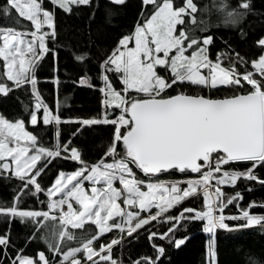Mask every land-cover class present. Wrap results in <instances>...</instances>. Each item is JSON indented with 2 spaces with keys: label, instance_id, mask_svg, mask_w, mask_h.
I'll return each mask as SVG.
<instances>
[{
  "label": "snow or ice",
  "instance_id": "1",
  "mask_svg": "<svg viewBox=\"0 0 264 264\" xmlns=\"http://www.w3.org/2000/svg\"><path fill=\"white\" fill-rule=\"evenodd\" d=\"M50 2L65 12H71L73 6H87L92 0ZM110 3L124 5L126 0H110ZM141 3L145 11L151 7L150 14L143 24L136 26L132 35L119 41L116 51L102 65L105 73L115 71L122 74L125 95L113 88L107 74L101 77L104 88L100 91L105 95V107L120 109V115L115 119H110L107 113L102 118L76 120H64L59 114H53L37 90L34 68L51 51L46 40L56 35L54 13L43 8V0H6L0 7V13L5 17H11L14 11L18 18L31 22L35 29L28 33L0 27V37L3 38L0 58L6 69L0 73V78L6 77V81L13 85L9 87L7 82H0V94L6 96L14 88L30 85L36 101V111L31 113L30 123L38 124L37 111L42 110L43 124L57 126L56 144L49 149L38 146L37 136L25 130L24 121L10 122L0 116V176L9 172L21 181L11 206L0 205V216L9 218L10 222L16 218L21 223L30 221L37 231L47 227V221L59 220L62 230L53 233L59 241L75 239L74 234L68 231L69 225L73 229H83L85 223L90 222L98 229L90 237L83 238L79 247L66 252L61 250L60 243H50L49 250L53 256L63 257L58 264H100L101 261L122 264L113 259L112 250L121 243L123 235L101 245L99 250L94 247V242L113 229L130 237L154 221L169 223L171 227L163 233L150 231L148 239L168 240L177 248L186 242L187 237L174 239V233L188 223L203 222L202 231L209 235L207 264H216L218 230L236 232L254 226L264 229V215H253L250 211L253 207L264 208V204L253 202L240 214L226 216L225 208L243 197L239 192L226 196L220 187L235 186L240 180L264 186V179L256 174L258 169L264 168V56L251 61L253 72L239 73L234 65L225 68L222 66L225 53L218 54L215 62L209 58L208 47L213 37H198L191 27L185 30L189 24L198 26L196 14L200 9L194 0H183L180 7L175 6L174 0H141ZM221 8L224 23L236 25L248 14L251 5L249 0H240L236 8L226 3ZM45 26L50 31H44ZM25 36L31 39L26 40ZM130 43L134 46L129 47ZM259 44L264 46V40H260ZM189 50L191 54L186 55ZM86 58V55L75 57L78 61ZM237 60L247 63L239 54ZM158 68L165 74L161 75ZM202 69H207V74ZM52 82L59 84L58 79ZM79 83L88 84V78H81ZM245 83L250 86L249 91L220 99L188 95L183 91L166 95L169 90L182 89L185 84L218 90L222 86L242 89ZM133 91L143 94V97L131 96ZM73 123L80 125L77 133L84 127L97 124L114 127L104 152V157L112 159L111 163L102 158L96 164L87 165L80 151L70 147V142L60 143L59 125ZM21 140L28 142L30 147L22 145ZM13 143L16 146H10ZM57 158L78 162L81 167L71 173L60 172L54 183L44 189L38 178ZM240 163L248 167L229 168V165ZM133 167L145 177L177 170L185 174L197 173L199 178L175 182H153L149 179L145 183V180L137 178ZM213 180L214 185L210 183ZM85 181L93 185L90 194L84 187ZM114 181H118L122 188L114 187ZM101 182L103 186L97 187ZM182 184L186 187H181ZM143 187L147 190H142ZM44 192L49 198V211L19 207L25 196L36 197ZM201 193L203 210L183 208L176 216L168 214L187 199L197 198ZM57 194L61 198L52 199ZM73 201L79 205V210L73 207ZM118 201L137 210L126 211ZM64 205L67 206L66 212L63 211ZM53 209H60L59 217L50 214ZM141 213L147 215L142 216ZM230 220L246 222L230 226L226 223ZM34 238L35 233L29 239ZM9 246L10 237L0 235V252ZM152 247L158 254L155 260L142 257L131 264H156L165 248L155 244ZM22 252L21 249L12 264H56L44 252H39L35 258L24 256ZM247 264H258V261L249 257Z\"/></svg>",
  "mask_w": 264,
  "mask_h": 264
},
{
  "label": "trees",
  "instance_id": "2",
  "mask_svg": "<svg viewBox=\"0 0 264 264\" xmlns=\"http://www.w3.org/2000/svg\"><path fill=\"white\" fill-rule=\"evenodd\" d=\"M183 0H174L175 6H182ZM200 11L196 14L198 26L187 25L194 29L193 34L203 38L213 37L212 44L208 47L209 58L215 62L220 53H225L222 65L229 68L234 65L239 73L253 72L251 61L257 60L264 53V46L259 41L264 38V0H249L251 9L236 25H226L221 8L223 4H229L236 8L240 0H194ZM6 0H0V7ZM44 7L54 13L55 37L46 40L49 53L39 60L34 68L37 79V90L45 104L53 114H59L62 119H90L102 118L104 116V94L100 89L104 85L102 77L103 62L113 54L119 46V41L124 36L134 33L138 24H142L151 12V7L145 11L141 0H126L124 5H115L110 0H92L87 6H73L71 12H65L50 0H44ZM142 12L144 15H142ZM19 20V22H17ZM0 27L14 28L16 31H33L31 22L18 18L13 11L11 17H5L0 13ZM180 26H178V29ZM200 29H203L202 31ZM191 52V50H189ZM237 54L247 63L237 60ZM86 55V59L78 61L76 56ZM1 63L3 59L0 58ZM109 81L116 88L121 87L120 74L108 72ZM87 77L89 83L81 85V78ZM259 79V75L257 74ZM58 79L59 84L52 81ZM9 87L12 82L8 81ZM90 85V86H89ZM250 86L245 83L244 88L228 89L220 87L208 89L185 84L182 89L169 90L166 95H174L177 91L187 94L205 95L210 98H221L234 94L245 93ZM131 96H134L132 93ZM136 97H143L139 95ZM35 98L31 92L30 85L14 88L8 95L0 94V116L9 120H22L27 130L37 136L38 146L51 149L56 144V125H44L42 122L43 111H37L38 124L30 123V115L35 109ZM111 114L109 118H115ZM79 124H61L60 143L70 142V147L77 148L81 158L87 165L96 164L104 157V152L111 141L114 131L112 125L97 124L84 127L77 133ZM73 133H77L73 135ZM42 166V165H40ZM81 165L66 159L57 158L52 160L44 173L38 178V182L44 189L49 188L60 172L71 173ZM247 164H233L229 168L244 169ZM143 174L140 170H138ZM264 179V168L258 169L256 173ZM144 175V174H143ZM195 174L188 172L180 173L177 170L162 172L157 177L171 179H183ZM21 185L14 176L5 172L0 176V205L11 206L14 192ZM226 196L241 193L243 199L228 205L224 215H238L242 209H249V205L264 204V186L257 182L240 180L235 186H221ZM251 189V191H248ZM48 196L46 192L36 197L25 196L19 207L24 210L48 211ZM43 201V203H41ZM204 199L201 193L197 198H189L177 208L170 210L169 215L176 216L183 208H194L203 210ZM253 215H264V208L253 207L250 209ZM58 217V216H57ZM246 221H226L230 226H237ZM47 227L39 231L30 222L21 223L19 218L9 220L0 216V235L10 237V246L0 252L2 264H12L22 249L24 256L35 258L39 252H44L50 261L61 260L62 256H53L49 250V244L60 243L62 251L79 247L82 239L90 237L98 232L95 225L86 222L83 229H73L67 226L68 231L74 234L75 239L59 241L54 238L53 233L61 229L59 220L47 221ZM203 222L194 221L179 228L174 233V239L187 237L186 242L179 248L168 240L155 239L150 241V231L165 232L171 224L154 221L144 229L138 230L132 236H124L120 244L115 245L112 257L122 264H131L132 261L142 257H157L153 244L163 246L164 254L156 261V264H207L206 246L209 235L202 231ZM35 233L34 239H29ZM117 232L112 231L104 234L94 247L99 249L101 245L108 244ZM252 257L258 264H264V229L254 226L236 232L217 231V258L216 264H247L248 258ZM95 259V258H94ZM98 259V258H97ZM67 264V263H66ZM100 264H105L101 261Z\"/></svg>",
  "mask_w": 264,
  "mask_h": 264
},
{
  "label": "rangeland",
  "instance_id": "3",
  "mask_svg": "<svg viewBox=\"0 0 264 264\" xmlns=\"http://www.w3.org/2000/svg\"><path fill=\"white\" fill-rule=\"evenodd\" d=\"M43 8L45 9V10H47V11H50L49 9H47V8H45L44 7V0H43ZM51 12V11H50ZM53 23H54V20H53ZM144 23V22H143ZM142 23V24H143ZM33 28H34V26H33ZM35 29H33V31H34ZM44 31H50V29H48L47 28V26H45V28H44ZM18 32H28V33H30L31 31H18ZM24 39H26V40H30L31 39V37L30 36H25L24 37ZM262 40H264V38L262 39ZM2 43H3V38L2 37H0V45H2ZM134 46V43H130L129 44V47H133ZM118 48V47H117ZM116 51V50H115ZM114 51V52H115ZM191 54V52H187L186 53V55H190ZM261 56H264V53L261 55ZM258 60V59H257ZM4 62L3 63H1V61H0V73H3V72H5L6 71V69L4 68ZM223 66V65H222ZM223 67H225V66H223ZM225 68H227V67H225ZM159 72H160V74L161 75H164L165 73L164 72H162V71H160V69L158 68L157 69ZM204 74H207V69H202L201 70ZM104 74H107V76H108V78H109V74L108 73H105L104 72V69H103V71H102V76L104 75ZM120 74V82H121V87L120 88H116V87H114V85L112 84V86H113V88L116 90V91H118V92H121V95H125V93L123 92V84H122V81H121V73H119ZM0 82H7V84H8V81H6V77H2V78H0ZM9 86V85H8ZM102 88H104V85H103V87ZM132 93L134 94V96L133 97H136V96H139V95H143V94H140V93H136L135 91H133V92H131L130 93V95H132ZM104 94V93H103ZM104 99H105V95H104ZM105 113H107L108 114V116H110L111 114H116V116H115V118L116 117H118L119 115H120V109H118V108H115L114 106L113 107H105V105H104V114ZM5 118V117H4ZM115 118H110V119H115ZM6 119V118H5ZM7 120H9V119H7ZM10 122H16V121H19V120H9ZM25 125V124H24ZM25 130L26 131H28L27 130V128H26V126H25ZM29 132V131H28ZM22 145H25V146H29L30 147V145H29V143L28 142H26V141H24V140H21V142H20ZM10 146H16L14 143L13 144H11ZM30 154H31V148H30ZM118 158V157H117ZM105 161L106 162H108V163H111L112 162V159L111 158H109V159H105ZM8 162L9 163H11V161H10V158H9V160H8ZM98 163V162H97ZM133 171L136 173V176H137V178L138 179H142V180H145V183H147V181L149 180V179H151L153 182H155L156 180H159V181H164V182H175V181H186V180H188V179H197V178H199V174H195L194 176L192 175V176H188V177H186V178H183V179H171V178H167V177H145L143 174H141L139 171H138V169H136L135 167H133ZM210 183H212L213 185L215 184V181L213 180V181H211ZM93 185H92V183L91 182H88V181H85L84 182V187H85V189H87V190H89V194H90V189H91V187H92ZM97 187H101V186H103V182H101L100 184H97L96 185ZM223 186V185H222ZM114 187H116V188H122V185L118 182V181H114ZM181 187H186V184H182L181 185ZM221 187V186H220ZM142 190H147V188L146 187H143L142 188ZM212 190H214V189H210V191H212ZM59 198H61L60 197V194H57V196L56 197H53L52 199H59ZM49 199V198H48ZM118 203H120L121 204V207L122 208H125V210L126 211H135V210H137V209H134V208H130V207H127V206H125V205H123V203H122V201H118ZM73 207L75 208V209H77V210H79V205H77L74 201H73ZM49 211V210H48ZM67 211V209L66 210H64V212H66ZM153 212H155V209H153ZM51 215H55V216H58L59 217V215L61 214V212H60V209H53V210H51V213H50ZM217 214H219V213H217ZM141 215L143 216V215H147V213H141ZM113 231H115V232H117V234H119V236L121 235V233H119V230H117V229H113ZM125 235V234H124ZM118 236V237H119ZM118 237H114V238H118ZM97 250H99V249H97ZM27 257H29V256H27ZM95 259H97L98 257H94ZM61 259H63V257L61 258ZM67 263V262H66ZM56 264H58V262L56 261Z\"/></svg>",
  "mask_w": 264,
  "mask_h": 264
},
{
  "label": "water",
  "instance_id": "4",
  "mask_svg": "<svg viewBox=\"0 0 264 264\" xmlns=\"http://www.w3.org/2000/svg\"><path fill=\"white\" fill-rule=\"evenodd\" d=\"M242 94V93H241ZM174 95H176V94H174ZM188 95H193V94H188ZM170 96H172V95H170ZM193 96H195V95H193ZM202 96H205V95H202ZM205 97H208V96H205ZM208 98H210V97H208ZM221 98H224V97H221ZM212 99H220V98H212ZM169 171V170H168Z\"/></svg>",
  "mask_w": 264,
  "mask_h": 264
},
{
  "label": "built area",
  "instance_id": "5",
  "mask_svg": "<svg viewBox=\"0 0 264 264\" xmlns=\"http://www.w3.org/2000/svg\"><path fill=\"white\" fill-rule=\"evenodd\" d=\"M66 209H67V206H66V205H64V206H63V211H64V210H66Z\"/></svg>",
  "mask_w": 264,
  "mask_h": 264
},
{
  "label": "flooded vegetation",
  "instance_id": "6",
  "mask_svg": "<svg viewBox=\"0 0 264 264\" xmlns=\"http://www.w3.org/2000/svg\"><path fill=\"white\" fill-rule=\"evenodd\" d=\"M193 174H197V173H193Z\"/></svg>",
  "mask_w": 264,
  "mask_h": 264
}]
</instances>
